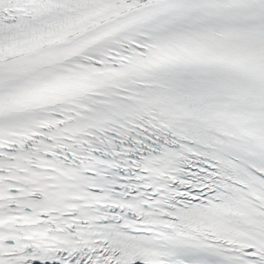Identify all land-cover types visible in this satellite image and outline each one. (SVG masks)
Instances as JSON below:
<instances>
[{"label": "snow or ice", "instance_id": "obj_1", "mask_svg": "<svg viewBox=\"0 0 264 264\" xmlns=\"http://www.w3.org/2000/svg\"><path fill=\"white\" fill-rule=\"evenodd\" d=\"M0 264H264V0H0Z\"/></svg>", "mask_w": 264, "mask_h": 264}]
</instances>
